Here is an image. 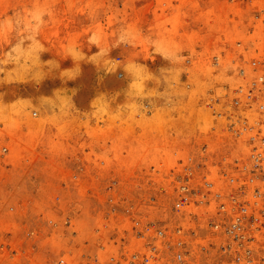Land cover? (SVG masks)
<instances>
[{"label":"rangeland","instance_id":"obj_1","mask_svg":"<svg viewBox=\"0 0 264 264\" xmlns=\"http://www.w3.org/2000/svg\"><path fill=\"white\" fill-rule=\"evenodd\" d=\"M162 1L0 0V264L106 260L124 209L177 223L179 160L223 157L210 100L238 82L251 5Z\"/></svg>","mask_w":264,"mask_h":264},{"label":"built area","instance_id":"obj_2","mask_svg":"<svg viewBox=\"0 0 264 264\" xmlns=\"http://www.w3.org/2000/svg\"><path fill=\"white\" fill-rule=\"evenodd\" d=\"M245 1L251 5L244 17L247 35L256 36L245 46L235 42L244 52L238 82L210 100V107L217 106L211 131L230 141L223 157L210 160L205 144L201 155L178 161L180 170L171 174L176 183L171 211L179 218L173 227L166 221L143 223L128 207L123 212L130 222L129 248L122 244L106 260L96 255L85 264H264V0ZM168 2L179 0H163L162 6ZM7 153L0 147V157ZM116 187L109 181L111 204ZM116 212L113 205L110 213ZM56 264L73 263L61 257Z\"/></svg>","mask_w":264,"mask_h":264}]
</instances>
